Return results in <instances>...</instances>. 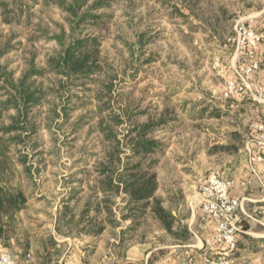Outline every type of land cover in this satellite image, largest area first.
I'll list each match as a JSON object with an SVG mask.
<instances>
[{
    "label": "rangeland",
    "instance_id": "rangeland-1",
    "mask_svg": "<svg viewBox=\"0 0 264 264\" xmlns=\"http://www.w3.org/2000/svg\"><path fill=\"white\" fill-rule=\"evenodd\" d=\"M98 1L89 0L88 6H93L99 20L94 24L88 20L75 32L68 14L43 0H25L24 13L10 11V17L16 14L11 22L0 14V46L7 48L0 62L15 79L32 62L45 67L47 59L60 52L56 36L63 32L67 43L73 37L95 42L104 67L32 108L36 128L30 136L22 134L23 143L10 140L9 166L1 183L23 189L27 199L38 205L30 204L33 212L39 207L53 211L54 202L64 198L70 185L82 184L79 194H93L102 201L103 193L94 189L96 167L112 143L100 129L101 122L121 140L124 157L129 152L125 134L150 120L149 137L161 145L158 197L168 195L171 204L165 207L180 218L202 216L195 193L213 172L250 178L245 195L260 198L264 192L251 167L254 155L264 154L257 139V126L264 124V0H101L103 4L95 9ZM87 10L86 5L81 12ZM243 23L258 35L255 47L238 35ZM109 77L114 81L112 94L97 98L100 82ZM56 80L49 73L39 82L47 87ZM230 82L247 88L227 94ZM50 100L58 105L54 119ZM71 173L76 176L70 177ZM126 200L123 193L113 196V219L118 223L110 224L111 216L103 208L110 226L127 221L121 219ZM244 208L240 222L249 228L241 227L245 232L226 264H264V201L245 200ZM136 227L142 231L153 229V224L143 220ZM13 249L5 251L15 254ZM206 251L209 257L218 255Z\"/></svg>",
    "mask_w": 264,
    "mask_h": 264
},
{
    "label": "trees",
    "instance_id": "trees-1",
    "mask_svg": "<svg viewBox=\"0 0 264 264\" xmlns=\"http://www.w3.org/2000/svg\"><path fill=\"white\" fill-rule=\"evenodd\" d=\"M29 1L37 3L39 0ZM43 1L48 4H56L63 9L69 16L68 20L74 32L82 23L89 22L88 20H93V23L100 18L91 11L93 6H88L89 0ZM101 4L103 3L99 0L94 8H100L101 6H98ZM86 5L88 10L84 13L81 12ZM25 7V0H0V14L5 22L14 20L16 14L10 17L11 12L24 13ZM64 35L65 32L56 36V39L60 42L61 50L47 59L45 67H38L32 62L18 79H15L12 73L8 72L0 62V178L9 166L10 140L23 143L25 138L22 134L26 133L30 136V133L36 128L35 118L30 117L32 108L40 105L48 96L59 94L60 90L75 83V81L91 78L92 75L99 74L104 69L99 61L98 46L95 42L90 38L73 37L67 43L63 38ZM6 52V46H0V58ZM49 73L53 74L57 80L54 84L45 87L43 82H39V80L44 79L46 74ZM100 85V89L96 91V96L103 100V97L106 96L105 93L112 94L113 92V77L100 82ZM49 102L52 118L58 116V105L55 100ZM11 111H14V113H11ZM64 112L67 113L66 107H64ZM115 120L117 123L122 122L119 117ZM102 122L100 129L112 143V147L96 167V186L103 193V208L108 216H111L109 223H118L113 219V196L123 193L127 200L125 213H123L121 219H131L133 221V225L128 228L130 231L134 232L136 226L145 217L152 214L162 222L169 232H175L176 217L156 197V191L159 188L156 167L159 162L161 145L154 138L149 137L151 133L149 130L153 127V122L149 120L142 125L137 124L125 134L128 139L129 152L124 157L121 155L123 152L121 140L109 126H103ZM160 122L164 123L165 120L162 119ZM7 135L11 139L6 138ZM6 139H9V141ZM217 148L228 149L226 146ZM22 163L26 164V159ZM26 169L28 172L31 171V166L26 165ZM1 182L0 179V235L5 230L4 226L11 224L15 214L25 205L27 200L23 189L20 187H7ZM87 210L89 211V208ZM240 225L242 228H249L248 223L241 224L240 222ZM179 228L182 229V232L187 231V227L179 226ZM177 230L179 231V229ZM241 235L242 233L238 235V242ZM244 236L247 239H252L248 234Z\"/></svg>",
    "mask_w": 264,
    "mask_h": 264
},
{
    "label": "crops",
    "instance_id": "crops-1",
    "mask_svg": "<svg viewBox=\"0 0 264 264\" xmlns=\"http://www.w3.org/2000/svg\"><path fill=\"white\" fill-rule=\"evenodd\" d=\"M69 176L74 178L76 175L71 173ZM255 176L264 192V164H257ZM81 186L70 185L66 194H62L64 198L54 202L53 211L39 207L33 212L29 206L35 208L38 205L27 199L11 224L4 226L0 251L14 247L13 255L20 264H202L203 253L207 250L205 241L215 231L212 220L204 216L197 218L194 213L183 219L172 209L177 219L175 232H169L152 214L144 220L149 225L152 223L153 229L130 231L131 219L112 227L107 223L108 217L104 216L100 198H93V194L83 197L79 194ZM94 189L99 191L96 183ZM159 191L160 187L156 191L157 198H160ZM239 192V189L235 190L236 194ZM252 196L255 195H247L249 201H264V193L258 199ZM194 199L200 203L199 192L195 193ZM161 200L166 207L171 204L168 195ZM78 206V211L71 210ZM243 211L246 212L244 206ZM87 218L92 224H87ZM178 226L187 227V231H178Z\"/></svg>",
    "mask_w": 264,
    "mask_h": 264
},
{
    "label": "built area",
    "instance_id": "built-area-1",
    "mask_svg": "<svg viewBox=\"0 0 264 264\" xmlns=\"http://www.w3.org/2000/svg\"><path fill=\"white\" fill-rule=\"evenodd\" d=\"M238 35H244L247 43L256 46L258 35L244 23L237 28ZM257 67V65H255ZM247 86V85H246ZM245 85H236L230 82L227 86V94L242 92L247 88ZM259 144L264 145V124L257 126ZM253 159V173H257V164H264V154L256 153ZM252 184L250 178L238 180L232 176H221L211 173L199 188L200 210L202 216L210 219L215 224L214 234L207 238L205 246L211 253L218 254L217 257H209L205 252V264H226L227 257L237 250L238 235L245 232L240 226V212L243 211L246 189ZM239 189V194L235 190ZM0 264H20L17 258L9 251H0Z\"/></svg>",
    "mask_w": 264,
    "mask_h": 264
}]
</instances>
